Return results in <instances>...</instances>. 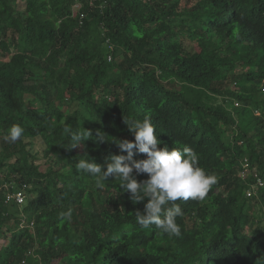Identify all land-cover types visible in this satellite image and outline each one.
<instances>
[{
	"label": "trees",
	"instance_id": "obj_1",
	"mask_svg": "<svg viewBox=\"0 0 264 264\" xmlns=\"http://www.w3.org/2000/svg\"><path fill=\"white\" fill-rule=\"evenodd\" d=\"M262 87L264 0H0V183L27 186L21 206L0 194V264H264V185L237 173L246 158L264 181ZM145 117L158 147L192 148L217 178L177 201L179 237L142 228L146 200L113 177L75 170L126 155L115 141ZM69 125L107 140L68 148Z\"/></svg>",
	"mask_w": 264,
	"mask_h": 264
},
{
	"label": "clouds",
	"instance_id": "obj_2",
	"mask_svg": "<svg viewBox=\"0 0 264 264\" xmlns=\"http://www.w3.org/2000/svg\"><path fill=\"white\" fill-rule=\"evenodd\" d=\"M261 91H264V87ZM234 105L239 103L234 102ZM125 124L134 135V140L122 139L115 142L120 152H126V155L118 154L107 158L106 170L88 155H83L84 158L76 163L75 170L94 178L95 185L101 189L105 187L107 179L113 177L114 181H118L119 189L128 193L134 203L146 200L143 212H135L136 221L142 228L154 226L168 236L179 237L181 228L176 218L182 216L183 211L177 201H203L217 178L200 166L199 156L192 148L184 147L181 150L176 147L169 148L167 145L158 147L162 142L157 138V129L149 117L125 121ZM81 129L73 130L70 125L65 126L64 132L71 140L68 148L84 146L89 139L98 143L107 140L106 134L100 130L93 136L91 130L83 127ZM23 134L24 128L14 124L4 139L14 144L22 139ZM134 150L136 153L145 154L146 159H134ZM141 174H147L148 178L138 181L136 176ZM22 223L25 224L23 219ZM30 229L33 230V224ZM21 262L24 263V260Z\"/></svg>",
	"mask_w": 264,
	"mask_h": 264
},
{
	"label": "built area",
	"instance_id": "obj_3",
	"mask_svg": "<svg viewBox=\"0 0 264 264\" xmlns=\"http://www.w3.org/2000/svg\"><path fill=\"white\" fill-rule=\"evenodd\" d=\"M93 0H89V3L91 4ZM78 6V5H77ZM84 13H79L80 20L84 17ZM106 43H108V40H106ZM108 47L111 48V45L108 44ZM107 59L110 60L111 56L108 55ZM247 159L245 158L242 162V168L239 172V176L241 179H253L254 183L260 187L264 185L263 179L258 176L256 173H253ZM26 184H22L20 186L15 187L13 183L11 182H2L0 183V194L4 198L5 203H14L17 206H21L25 203L26 200ZM255 189H247L246 195L250 196L251 194H254ZM262 221L264 222V216L262 217ZM32 222H30V226H32Z\"/></svg>",
	"mask_w": 264,
	"mask_h": 264
},
{
	"label": "rangeland",
	"instance_id": "obj_4",
	"mask_svg": "<svg viewBox=\"0 0 264 264\" xmlns=\"http://www.w3.org/2000/svg\"><path fill=\"white\" fill-rule=\"evenodd\" d=\"M15 2L16 3H19V0H15ZM1 147H2V145H1V143H0V158H1V156H2V153H1ZM39 143H38V141H36V148L34 147V149H35V151H39ZM36 164H39V166H40V169L41 170H44L45 169V167H46V164H45V162H44V160L42 159V160H37L36 161ZM264 216V215H263ZM6 242H7V240L5 239V238H1L0 239V247L1 246H3L4 244H6Z\"/></svg>",
	"mask_w": 264,
	"mask_h": 264
}]
</instances>
